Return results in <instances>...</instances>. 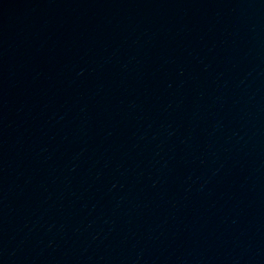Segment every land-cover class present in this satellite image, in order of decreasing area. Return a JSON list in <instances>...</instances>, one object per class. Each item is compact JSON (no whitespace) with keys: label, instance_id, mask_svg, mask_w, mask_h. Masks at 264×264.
I'll use <instances>...</instances> for the list:
<instances>
[{"label":"water","instance_id":"water-1","mask_svg":"<svg viewBox=\"0 0 264 264\" xmlns=\"http://www.w3.org/2000/svg\"><path fill=\"white\" fill-rule=\"evenodd\" d=\"M0 264H264V0H0Z\"/></svg>","mask_w":264,"mask_h":264}]
</instances>
